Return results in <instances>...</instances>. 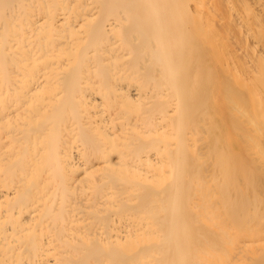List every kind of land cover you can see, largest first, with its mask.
Wrapping results in <instances>:
<instances>
[{
    "label": "bare ground",
    "instance_id": "bare-ground-1",
    "mask_svg": "<svg viewBox=\"0 0 264 264\" xmlns=\"http://www.w3.org/2000/svg\"><path fill=\"white\" fill-rule=\"evenodd\" d=\"M0 264H264V0H0Z\"/></svg>",
    "mask_w": 264,
    "mask_h": 264
}]
</instances>
